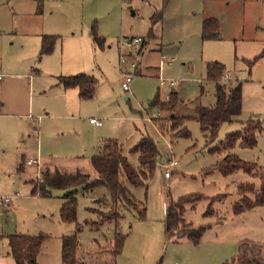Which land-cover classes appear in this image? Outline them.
I'll return each mask as SVG.
<instances>
[{
  "label": "rangeland",
  "instance_id": "rangeland-1",
  "mask_svg": "<svg viewBox=\"0 0 264 264\" xmlns=\"http://www.w3.org/2000/svg\"><path fill=\"white\" fill-rule=\"evenodd\" d=\"M210 18L220 28L216 38L205 39L204 21ZM150 33L155 37L148 39ZM44 35L57 41L52 54L41 56ZM146 37L141 55L127 46ZM121 55L127 65L120 64ZM163 57L169 63L161 66ZM213 62L225 66L228 88L242 85L243 110L208 146L197 110L216 104V85L207 80ZM132 63L138 74L125 92L124 73ZM0 65L2 84L7 83L0 85L1 113L8 116L0 120V264H16L9 242L14 234L45 237L39 264H63V237L73 235L79 242L77 264H112L117 231L126 240L116 264H225L246 247L264 264V207L234 213L239 186L253 183L259 189L260 181L244 171L224 176L213 170L224 155L211 152L242 123L255 120L264 129V0H0ZM80 74L98 80L92 99L82 101L78 90L59 85V77ZM173 94L174 113L150 110L157 96L167 101ZM173 117L186 122L174 129ZM91 119L103 126L91 125ZM185 128L189 138L179 136ZM146 137L161 154L154 177L138 187L122 178L146 208L145 220L121 208L118 222L101 223L94 209L110 210L97 203L111 202L105 187L78 188L77 221L71 223L60 214L66 191L32 194V181L40 183L47 167L97 179L91 160L105 139L119 141L138 168L139 156L131 150ZM231 154L264 171V130L257 147L238 143ZM29 160L40 166L27 165ZM171 160L178 166L166 179L164 166ZM190 196L201 198L186 205L184 217L194 230L205 228L201 241L168 239V203Z\"/></svg>",
  "mask_w": 264,
  "mask_h": 264
},
{
  "label": "trees",
  "instance_id": "trees-1",
  "mask_svg": "<svg viewBox=\"0 0 264 264\" xmlns=\"http://www.w3.org/2000/svg\"><path fill=\"white\" fill-rule=\"evenodd\" d=\"M160 16L153 18L156 22ZM220 25L214 19L204 21L203 36L205 39L217 37ZM153 34L150 33L148 39ZM97 39V38H96ZM143 39V42H146ZM145 40V41H144ZM57 37L44 35L41 43V56L53 53ZM225 66L219 62L209 63L207 68V80L216 85V104L213 107H200L197 110V119L202 131L207 136V145L215 143L220 128L226 123H233L242 114L243 94L242 85L227 87L224 82ZM59 85L66 89H78L80 98L83 101L92 99L97 90L98 80L89 75L80 74L75 76L59 77ZM178 99L176 95H171L167 101H162L157 96L150 104V110L158 108L160 111L174 113ZM155 119L154 121H156ZM158 122V121H156ZM173 127L183 125L185 117L172 118ZM242 129L227 136L220 148L213 147L211 152L219 151L224 155L223 159L214 165L213 170L220 172L224 176H231L238 171H244L256 176L260 181L259 189L253 183H242L239 186V202L234 207L235 214H242L246 211L264 207V171L255 163L242 161L238 156L231 154L232 149L239 143L244 148H255L258 145V137L263 133L261 122L249 120L242 123ZM161 129L162 126H160ZM179 136L190 137L189 131L185 128L184 133ZM98 154L92 157L91 163L98 177L92 180L88 174L78 171L75 174H62L58 170L54 172L45 171L42 181H32L33 195L49 196L53 190L66 191L64 203L61 206L60 214L63 222H76L77 219V192L79 187L86 191L96 187H105L111 195V202L98 200V205L108 206V212L95 210L101 215V223L105 221L118 222L123 218L121 208L135 211L140 220L146 219V208L139 203L132 192L124 185L122 178L133 186H145L153 177L160 161V150L151 138L141 139L131 150L132 154L139 156V167H133L128 158L123 154L122 145L115 139H105L98 149ZM24 163L19 166L18 171L24 172ZM200 196H190L181 199L179 202L170 201L167 206L165 220V233L168 239L173 237H185L192 243H199L205 232V228L194 230L192 225L184 217L187 204L194 203ZM140 206H143L140 209ZM97 225V223H95ZM179 234V235H178ZM45 237L27 236L14 234L9 236L11 255L16 264H39L38 256L41 251ZM126 236L120 235L117 231L112 245V264H115L117 256H120L125 246ZM79 242L77 235L65 236L62 241L63 264H77ZM257 256L254 258L238 257L232 262L225 264H257ZM104 264V263H103Z\"/></svg>",
  "mask_w": 264,
  "mask_h": 264
},
{
  "label": "built area",
  "instance_id": "built-area-1",
  "mask_svg": "<svg viewBox=\"0 0 264 264\" xmlns=\"http://www.w3.org/2000/svg\"><path fill=\"white\" fill-rule=\"evenodd\" d=\"M142 43H143V39L135 38V39L131 40L130 42H128L127 46L130 48L139 49L141 47ZM168 62H169V60L167 58L163 57L162 61H161V66L168 63ZM120 64L121 65H127L128 64V60L123 55H121V57H120ZM137 71H138V65L136 63H132L128 67V70L125 71V73H124V75H125L124 91L125 92H131V84H132V81H133L135 75L137 74ZM2 78L3 77L0 75V81L2 80ZM225 80H227V78H225ZM172 85H174V82H172ZM154 116H156V115H154ZM90 123L94 124L95 126H98V127L103 125V123L101 121L96 120V119H91ZM33 164H36L39 166L40 162L39 161H33V160L27 161V165L30 166ZM177 166H178V164L174 160L169 161L168 164H166L164 166L166 179H169L170 177H172V174H173L174 170L177 168ZM40 181H42V178H40Z\"/></svg>",
  "mask_w": 264,
  "mask_h": 264
},
{
  "label": "crops",
  "instance_id": "crops-1",
  "mask_svg": "<svg viewBox=\"0 0 264 264\" xmlns=\"http://www.w3.org/2000/svg\"><path fill=\"white\" fill-rule=\"evenodd\" d=\"M41 4H42V2H41ZM155 36L154 35H152V37H151V39L152 38H154ZM142 39V38H141ZM147 44V42H143V44L141 45V47L139 48V49H136V48H131V49H136V52H137V54H139V55H141L142 53H143V51H144V49H145V45ZM129 54H130V56H132V54H133V52L131 51H129ZM121 57V56H120ZM162 61V60H161ZM169 63V62H168ZM4 69V67H3V65H0V75L3 77L2 78V80L0 81V85H2V87H3V85L4 86H7V83L6 84H2L3 83V81H4V79H5V77L3 76V74L1 73V70H3ZM159 69H161L160 67L158 68V70ZM138 74V73H137ZM139 74H142V72H140ZM225 78H227V80H226V82H228V81H230L229 79V77L228 76H226ZM60 86H62V85H60ZM98 87V86H97ZM65 88V87H64ZM66 89V88H65ZM66 90H78V89H66ZM78 92H79V90H78ZM79 97H80V95H79ZM81 99V98H80ZM82 100V99H81ZM83 101V100H82ZM3 105H5L4 103H2L1 101H0V120H4L5 118H7L8 116H5L3 113H1L2 112V110L5 108V106H3ZM14 118V116L12 117V119ZM26 118L27 119H30V115H28V116H26ZM239 122H241V121H239ZM91 124V123H90ZM91 125H94V124H91ZM95 126V125H94ZM103 126V125H102ZM102 126H99V127H102ZM95 127H98V126H95ZM98 127V128H99ZM40 166V165H39ZM49 171V170H51L49 167H47L46 168V171ZM53 170H56V168L55 169H53ZM25 172V171H24ZM85 174H87V173H85ZM253 210V209H252ZM257 252H259V251H257ZM239 257H242V258H244V257H246V258H252V257H256V252H255V250L254 251H252L249 247H246V248H243L242 250H241V252H240V254H239ZM116 264V263H115Z\"/></svg>",
  "mask_w": 264,
  "mask_h": 264
}]
</instances>
